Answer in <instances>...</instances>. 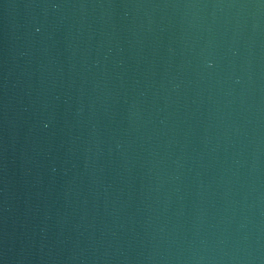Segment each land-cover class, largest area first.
<instances>
[{"label": "water", "instance_id": "1", "mask_svg": "<svg viewBox=\"0 0 264 264\" xmlns=\"http://www.w3.org/2000/svg\"><path fill=\"white\" fill-rule=\"evenodd\" d=\"M0 264H264V0H0Z\"/></svg>", "mask_w": 264, "mask_h": 264}]
</instances>
